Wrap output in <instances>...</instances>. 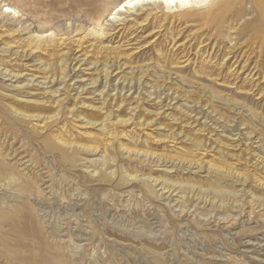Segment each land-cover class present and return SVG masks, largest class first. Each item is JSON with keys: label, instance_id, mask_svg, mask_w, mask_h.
Instances as JSON below:
<instances>
[{"label": "rangeland", "instance_id": "rangeland-1", "mask_svg": "<svg viewBox=\"0 0 264 264\" xmlns=\"http://www.w3.org/2000/svg\"><path fill=\"white\" fill-rule=\"evenodd\" d=\"M124 1L0 0V264H264V3Z\"/></svg>", "mask_w": 264, "mask_h": 264}, {"label": "bare ground", "instance_id": "bare-ground-1", "mask_svg": "<svg viewBox=\"0 0 264 264\" xmlns=\"http://www.w3.org/2000/svg\"><path fill=\"white\" fill-rule=\"evenodd\" d=\"M162 3V5H164V7L167 8H180V9H185L188 6H192L193 3L195 2H199L201 4H205L207 2H209L210 0H125L124 3L120 4V6L118 7V11L125 9V7H131L134 8L135 6L139 5V4H148L149 2L151 3H155V2H159ZM226 1V0H223ZM232 0H228L226 2V4H228V2L230 3ZM245 0H239V2L243 3ZM249 1V0H248ZM254 7H257V0H250L249 1ZM262 2L264 3V0H262ZM262 5V4H261ZM260 5V6H261ZM253 6H251V9L253 8ZM263 10H264V5H262ZM189 11V10H187ZM259 11V10H258ZM5 13H9V12H16L15 8H13L10 5H5V9H4Z\"/></svg>", "mask_w": 264, "mask_h": 264}]
</instances>
